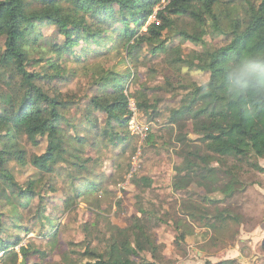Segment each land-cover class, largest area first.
Wrapping results in <instances>:
<instances>
[{"label": "rangeland", "instance_id": "1", "mask_svg": "<svg viewBox=\"0 0 264 264\" xmlns=\"http://www.w3.org/2000/svg\"><path fill=\"white\" fill-rule=\"evenodd\" d=\"M234 4L228 6V12ZM37 7L34 4L29 11ZM175 22V32L165 34L166 44L156 56L147 48L134 50L128 57L123 49L108 52L112 45L107 49L93 45L85 51L87 45L81 44L74 49V56L60 60L51 49L61 46L64 38L55 26L44 23L36 27L29 40L30 55L24 70L55 76L50 66L59 63L62 76L40 78L35 85L67 103L62 127L69 152L67 161H62L56 171L42 172L31 164V159L46 152L48 140L40 138L38 146L26 138L12 140V145L26 153L27 163L11 159L7 169L23 191L32 185L35 192L19 195L20 190L0 173V245L18 237L22 242L16 250L23 246L29 263L85 264L89 261L83 256L87 248L105 252L115 233L117 236V229L126 230L127 239L133 243L138 231L136 221L147 212L161 221L148 228L158 251L132 257L138 264H264V174L253 167H264V159L241 163L230 159L222 164L215 150L203 141L200 123L193 120V112L182 102L193 85H200L210 75L167 63L165 54L171 49L188 61L203 51L193 39L187 41L176 35L180 30L193 34L192 19L175 17ZM213 39L207 36L205 42L212 45ZM7 44L6 37L0 36L3 139H7L14 117L4 104L30 97L33 90L19 60L6 53ZM80 56L86 59L77 63ZM109 69L132 75L125 88L127 96L145 93L150 103L158 106L155 121L145 114L139 117L141 126L148 130L144 140L129 126L125 130L128 143L102 145L104 137L89 127V113L92 119L96 116L104 123V116L94 113L90 102L95 96L112 92L95 85ZM40 108L50 110L46 102H40ZM171 118L175 124L170 123ZM85 135L84 143L75 139ZM148 136H154L151 142ZM3 148L0 145V150ZM140 178L151 181L150 186L144 183L137 188L134 181ZM89 184L96 185V189L82 195ZM69 197L75 202L73 207L67 204ZM42 210L44 217L39 219L37 212ZM143 223L148 226L146 219ZM3 260L0 257V264Z\"/></svg>", "mask_w": 264, "mask_h": 264}, {"label": "trees", "instance_id": "2", "mask_svg": "<svg viewBox=\"0 0 264 264\" xmlns=\"http://www.w3.org/2000/svg\"><path fill=\"white\" fill-rule=\"evenodd\" d=\"M162 1L0 0V36H5L8 41L6 53L19 60L20 67L33 88L30 97L20 101H6L4 104V107L13 111L14 117L10 120L7 139L0 136V145L4 146L0 150V173L12 187L20 190L19 195H33L35 188L30 185L26 192L23 191L7 169V163L11 159L16 158L24 165L27 163L26 153L19 150L17 145H12V140L26 138L34 146L40 144V138L48 140L46 152L31 159V164L42 172L56 171L62 161H67L66 155L69 152L65 148L66 134L62 127L67 103L57 96H50L35 85V81L40 78L62 76L59 63L55 62L50 66L56 71L55 76L29 74L24 70L30 55L29 40L39 24L55 26L58 34L64 38L61 46L56 45L51 49V53L59 60L66 55L74 56V49L81 44L87 45L84 47L85 51L93 45L106 49L112 45L108 52L123 49L128 57L134 54V50L147 48L149 53L156 56L160 53L161 46L166 44L165 34L175 32V17H190L194 22L193 34L180 30L176 35L187 41L193 39L203 51L193 61H188L180 52L171 49L165 54V59L168 64L185 65L208 73L209 80L228 56L243 50L264 49V0H170L166 7L156 13ZM233 3L232 12H228V6ZM34 4L38 7L30 12L29 7ZM153 16L155 21L148 24ZM210 35L214 38L212 45L205 42V38ZM215 41H218L216 45ZM85 59L80 56L76 62L81 63ZM131 78L129 72L117 73L109 69L100 76L98 84H95L112 91L95 96L90 102L93 112L104 116V123H101L100 118L95 116L92 119L93 115L88 114L89 127H94L98 135L104 137L102 145L109 142L113 147H118L129 141L125 132L129 127L130 115L125 88ZM189 91L182 103L185 104V109L193 112V120L198 121L202 128L203 141L215 150L222 164L230 159L240 163L264 159V110L255 115H244L238 108L217 103L214 96L203 94L200 85H193ZM132 97L136 100L140 113L148 116L151 122L155 121L159 116L157 104L150 103L145 93ZM40 102H46L50 110L43 111ZM89 110L92 111L91 108ZM170 123L175 124V119L171 118ZM88 133L92 132H83ZM153 138L154 136H148L150 142ZM75 139L84 143L87 136H77ZM76 158L80 159L79 156ZM253 165L264 174V167ZM75 180L76 178L72 181L74 193L77 191ZM134 183L137 188L144 183L149 187L151 181L140 178ZM94 189L96 185L89 184L82 195ZM67 202L69 207L75 205L70 197ZM36 217L42 219L44 210L38 211ZM47 219L50 220V217ZM144 219L148 226L143 223ZM136 223L138 231L133 243L127 239L126 230L117 229V236L115 233V238H112L105 252L87 248L83 256L88 257L89 261L85 264H138L132 257L139 258L145 252L155 254L158 246L148 228L160 225L161 221L143 212V218H138ZM181 238L184 240L185 236L182 235ZM21 242L18 237L12 243L1 242L0 257L4 259L2 264H44L29 263L24 247L16 250Z\"/></svg>", "mask_w": 264, "mask_h": 264}, {"label": "clouds", "instance_id": "3", "mask_svg": "<svg viewBox=\"0 0 264 264\" xmlns=\"http://www.w3.org/2000/svg\"><path fill=\"white\" fill-rule=\"evenodd\" d=\"M200 88L203 94L214 96L217 103L234 106L244 115L264 110V49L228 56Z\"/></svg>", "mask_w": 264, "mask_h": 264}, {"label": "built area", "instance_id": "4", "mask_svg": "<svg viewBox=\"0 0 264 264\" xmlns=\"http://www.w3.org/2000/svg\"><path fill=\"white\" fill-rule=\"evenodd\" d=\"M170 2V0H163L161 6L158 7V9L156 10V13L158 10L163 9L164 7H166V5H168ZM155 21V16H153L150 21L148 22V24H150L151 22ZM147 24V25H148ZM128 109L130 112V117H129V126L132 132L136 133L138 136L142 137L143 140L146 138V133L148 132V130L141 126L140 122H139V117L141 116V113L139 111V108L137 106V102L136 100L131 96L128 95Z\"/></svg>", "mask_w": 264, "mask_h": 264}]
</instances>
